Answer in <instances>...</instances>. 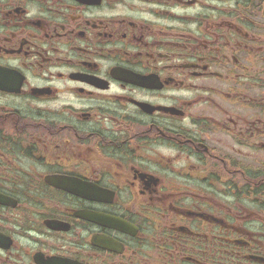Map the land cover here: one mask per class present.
<instances>
[{
  "label": "flooded vegetation",
  "instance_id": "obj_1",
  "mask_svg": "<svg viewBox=\"0 0 264 264\" xmlns=\"http://www.w3.org/2000/svg\"><path fill=\"white\" fill-rule=\"evenodd\" d=\"M0 264H264V0H0Z\"/></svg>",
  "mask_w": 264,
  "mask_h": 264
}]
</instances>
